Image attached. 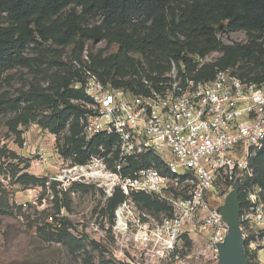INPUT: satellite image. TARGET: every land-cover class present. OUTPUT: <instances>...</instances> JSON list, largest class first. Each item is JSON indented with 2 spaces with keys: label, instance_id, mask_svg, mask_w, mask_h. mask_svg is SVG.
Returning a JSON list of instances; mask_svg holds the SVG:
<instances>
[{
  "label": "built area",
  "instance_id": "2783aa9c",
  "mask_svg": "<svg viewBox=\"0 0 264 264\" xmlns=\"http://www.w3.org/2000/svg\"><path fill=\"white\" fill-rule=\"evenodd\" d=\"M198 62L199 68L211 63L209 55ZM84 64L82 80L72 85L82 95L72 100L79 109L81 135L87 142L103 138L112 143L108 149L99 145L85 164L73 160L57 169L61 173L54 181L61 188L99 181L108 197L120 190L124 201L116 217L121 231L134 220V195L166 202L171 216L160 223L137 222L138 240L163 258L173 255L185 237L202 245L181 264L221 261L229 227L210 203L220 180L227 186L224 201L240 182L241 230L264 228V187L255 183L253 166L264 149V82L221 69L211 79H196L183 63L171 61L164 74L141 70L133 88L114 87L93 71L86 51ZM146 154L156 156L163 168L130 169V161ZM248 264H264V247Z\"/></svg>",
  "mask_w": 264,
  "mask_h": 264
},
{
  "label": "trees",
  "instance_id": "16d2710c",
  "mask_svg": "<svg viewBox=\"0 0 264 264\" xmlns=\"http://www.w3.org/2000/svg\"><path fill=\"white\" fill-rule=\"evenodd\" d=\"M70 7H80L81 13L73 8L66 16L60 17ZM0 13L6 14L10 22L8 26L0 24V126L9 114L15 115L8 120L7 126L21 148L23 131L20 126L36 122L54 135L68 127L71 147L64 153L67 156L76 154L73 160L78 164H85L99 145L104 144L108 149L112 143V140L103 138L88 142L78 138L81 134L79 109L71 101L82 96L72 87L73 82L82 80L80 71L67 78L53 94L36 85L29 90H18L16 96L3 91L6 74L12 69L20 66L38 69L47 63L41 51L37 58L23 55L31 44L44 46L52 43L58 47L73 44L77 55L83 52L88 41L106 40L108 46L116 44L118 53L102 62L90 56L93 71L104 83L114 87L133 88L134 84H139L137 79L122 82L112 77L114 70L123 76L126 69L134 68L135 64V73L138 69L145 70L139 60L132 58V53L140 54L148 69L159 74L169 70L171 61H174L177 65L183 63L187 74L196 79H211L218 69H230L242 78L264 82V0H0ZM94 19H100V23L90 26ZM221 26L230 33L243 31L251 40L242 46H226L218 38ZM219 51L223 56L217 62L199 68V59ZM240 61L252 64L251 69L246 71L237 66ZM43 109L50 112L37 113ZM23 163L25 165L21 168ZM162 166L156 156L146 154L130 161L129 167L139 170L161 169ZM253 166L255 183L264 187V149L255 158ZM29 167V163L16 152L0 146V176L6 175L7 178L10 169L12 185L46 188L45 182L25 171ZM53 189L56 196L55 186ZM117 191L122 201L111 200L113 208L124 201L122 192ZM8 194L6 188L0 189L1 215L14 214ZM140 197L163 210L150 196H133ZM240 200L243 208L242 194ZM60 229V232L67 230L63 225Z\"/></svg>",
  "mask_w": 264,
  "mask_h": 264
},
{
  "label": "rangeland",
  "instance_id": "374dc122",
  "mask_svg": "<svg viewBox=\"0 0 264 264\" xmlns=\"http://www.w3.org/2000/svg\"><path fill=\"white\" fill-rule=\"evenodd\" d=\"M73 8L81 13L80 7ZM73 8L65 10L60 17L66 16ZM99 23L100 19H94L90 22V26ZM0 24L3 26L10 24L4 13H0ZM218 38L226 46H242L251 40L245 32L230 33L223 26L220 27ZM74 48L73 44L67 47H58L52 43L44 46L31 44L23 55L37 58L41 51L47 63L38 69L24 66L12 69L6 74L3 91L16 96L18 90H29L32 85H36L48 90V94H53L59 85L66 82L67 78L76 71H80V74L83 72L86 67L85 51L89 56L97 57L98 61L102 62L116 55L119 50L116 44L108 46L106 40L86 42L83 52L79 55L75 54ZM131 56L139 60L142 67L149 68L140 54L132 53ZM222 56V52H214L209 55V62H217ZM135 66L136 64L134 68ZM237 66L250 70L252 64L240 61ZM134 68L128 67L123 76L114 70L112 77L122 82L136 79L141 76V70L138 69V73H135ZM229 71L234 72L230 69ZM37 111L39 114L43 111L50 112L47 109ZM14 116L9 114L2 121L0 146L16 152L26 160L30 167L25 171L45 182L46 188L12 185L10 169L7 171V178L6 175L0 176V189L8 190L9 205L15 209L12 215L0 214V264H181L182 259L201 250V244L185 237L170 257L153 255L155 251L149 252L145 244L138 240L140 229L136 225L137 222L143 224L152 220L160 223L170 217L171 211L167 203L152 198L163 208L158 210L157 205L149 204L144 198H132L134 220H129L127 231H121L118 227L116 210L122 202L115 208L111 203L115 198L122 201L118 191L113 197H108L104 191L105 184L99 181L79 184L65 191L54 181L57 174L61 173L57 169L71 166L75 157L64 153L71 147L68 141L69 128L54 137L36 122H32L29 126H20L23 131L21 148L16 136L7 126L8 120L13 119ZM78 138L83 140L81 134ZM62 158L65 159L64 164ZM17 162L16 160L15 163ZM24 165L25 163L20 167ZM113 166L114 164H109L110 169ZM185 172L183 168L178 169L180 175H184ZM226 189V184L220 180L216 193L210 198L212 208L218 209L225 205ZM19 207L22 209L19 210ZM58 225H63L67 230L60 232ZM241 241L247 261H253L261 247H264V228L241 231Z\"/></svg>",
  "mask_w": 264,
  "mask_h": 264
},
{
  "label": "water",
  "instance_id": "95a60500",
  "mask_svg": "<svg viewBox=\"0 0 264 264\" xmlns=\"http://www.w3.org/2000/svg\"><path fill=\"white\" fill-rule=\"evenodd\" d=\"M240 182L234 183L233 190L226 197L225 205L218 208V212L229 227L228 236L221 244V261L219 264H248L243 253L241 241V200L239 195Z\"/></svg>",
  "mask_w": 264,
  "mask_h": 264
},
{
  "label": "bare ground",
  "instance_id": "6f19581e",
  "mask_svg": "<svg viewBox=\"0 0 264 264\" xmlns=\"http://www.w3.org/2000/svg\"><path fill=\"white\" fill-rule=\"evenodd\" d=\"M120 224L122 225V223L120 222Z\"/></svg>",
  "mask_w": 264,
  "mask_h": 264
}]
</instances>
